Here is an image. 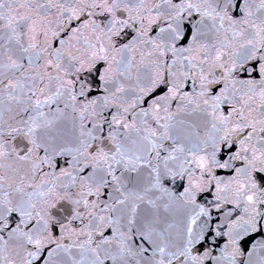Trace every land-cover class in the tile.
<instances>
[{
    "label": "snow or ice",
    "instance_id": "1",
    "mask_svg": "<svg viewBox=\"0 0 264 264\" xmlns=\"http://www.w3.org/2000/svg\"><path fill=\"white\" fill-rule=\"evenodd\" d=\"M0 264H264V0H0Z\"/></svg>",
    "mask_w": 264,
    "mask_h": 264
}]
</instances>
